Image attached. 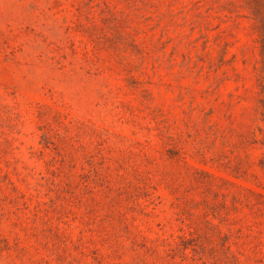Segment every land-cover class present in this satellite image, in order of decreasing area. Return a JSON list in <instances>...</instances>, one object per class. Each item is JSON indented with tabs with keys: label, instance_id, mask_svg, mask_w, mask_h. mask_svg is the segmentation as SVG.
<instances>
[{
	"label": "rangeland",
	"instance_id": "obj_1",
	"mask_svg": "<svg viewBox=\"0 0 264 264\" xmlns=\"http://www.w3.org/2000/svg\"><path fill=\"white\" fill-rule=\"evenodd\" d=\"M0 264H264V0H0Z\"/></svg>",
	"mask_w": 264,
	"mask_h": 264
}]
</instances>
